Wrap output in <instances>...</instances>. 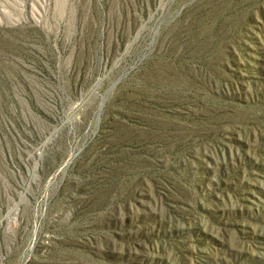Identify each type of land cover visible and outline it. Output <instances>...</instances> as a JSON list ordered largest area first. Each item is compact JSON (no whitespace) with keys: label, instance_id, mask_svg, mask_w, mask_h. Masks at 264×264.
<instances>
[{"label":"rangeland","instance_id":"rangeland-1","mask_svg":"<svg viewBox=\"0 0 264 264\" xmlns=\"http://www.w3.org/2000/svg\"><path fill=\"white\" fill-rule=\"evenodd\" d=\"M0 264H264V0H0Z\"/></svg>","mask_w":264,"mask_h":264}]
</instances>
